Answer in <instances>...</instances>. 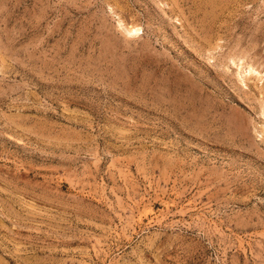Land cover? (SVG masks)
Listing matches in <instances>:
<instances>
[{"label":"rangeland","instance_id":"obj_1","mask_svg":"<svg viewBox=\"0 0 264 264\" xmlns=\"http://www.w3.org/2000/svg\"><path fill=\"white\" fill-rule=\"evenodd\" d=\"M0 264H264V0H0Z\"/></svg>","mask_w":264,"mask_h":264},{"label":"bare ground","instance_id":"obj_2","mask_svg":"<svg viewBox=\"0 0 264 264\" xmlns=\"http://www.w3.org/2000/svg\"><path fill=\"white\" fill-rule=\"evenodd\" d=\"M121 24H122V27L124 28V30H125V32H127V34L128 35H131V36H137V35H139V31H141L140 30V28H138V27H131V28H128V27H126L125 25H124V23H122V21H121ZM249 70H250V68H249ZM249 72V71H248ZM251 72V74H252V76H253V73L255 74V72H253V71H250ZM249 72V73H250ZM250 75V74H249ZM256 75V74H255ZM259 77V76H258ZM259 79V78H258Z\"/></svg>","mask_w":264,"mask_h":264}]
</instances>
